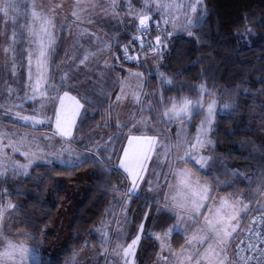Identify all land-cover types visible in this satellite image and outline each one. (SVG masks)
<instances>
[{"label": "trees", "instance_id": "trees-1", "mask_svg": "<svg viewBox=\"0 0 264 264\" xmlns=\"http://www.w3.org/2000/svg\"><path fill=\"white\" fill-rule=\"evenodd\" d=\"M204 5L206 19L199 28L185 32L171 27L153 29V35H160L166 47L161 55H157L160 63L157 70L149 74L148 86L165 98L180 95L194 101L218 98L213 159L205 170L191 163L211 182L217 178L220 183L217 189L222 193L254 199L264 191V0H204ZM162 19L154 12L150 20L162 23ZM137 28L138 20H133L125 27L112 30L118 35L114 51H119V62L128 67L143 66L142 61L128 62L123 56V47L133 41ZM167 32L173 35L169 37ZM160 72L172 80V85L163 84L158 77ZM201 84L206 88L202 97L190 87ZM225 104L231 108L220 113L219 108ZM106 106L107 102L101 103L94 112L93 108L97 106L88 109L82 116L80 132L89 135L99 127ZM201 116L202 112L190 124V136L195 135ZM83 144L88 145L86 141ZM98 160L100 162L94 156L74 168L57 162L36 163L28 176L9 172L0 177V189L9 192L2 201L10 199L16 205L14 211L10 210L14 229L22 230L25 238L39 245L46 255L56 238L54 228L69 187L82 171L89 170L85 193L73 210L67 242L47 264H68L83 246H100V239L93 230L122 210L124 174L122 170H112L111 164ZM237 172L239 175H234ZM127 205L129 216L125 234L122 238L114 235L115 241L130 243L146 215L148 232L151 229L165 230L175 220L166 212H158V205L152 198L131 196ZM159 207L162 208L161 203ZM172 242L175 247H180L185 238L174 233ZM159 251V242L145 233L137 264H154Z\"/></svg>", "mask_w": 264, "mask_h": 264}, {"label": "snow or ice", "instance_id": "snow-or-ice-1", "mask_svg": "<svg viewBox=\"0 0 264 264\" xmlns=\"http://www.w3.org/2000/svg\"><path fill=\"white\" fill-rule=\"evenodd\" d=\"M108 2L112 8V14L117 15L115 9L119 0H108ZM154 2L155 11L162 16L163 24L168 25L171 23L174 29L181 32L203 26L206 19L203 0H179V3L177 0H154ZM128 3V15L133 19L138 17L137 31L148 33L151 16L144 14L143 11L133 14L135 10L132 8L130 0H128ZM17 4L18 0H0V15L8 17L5 24L12 22L15 26L16 20L28 15L27 13L20 14ZM147 4L148 0H145L146 7ZM77 7H79V0H77ZM186 9L188 11H184ZM101 11L106 12L105 9H101ZM198 11L200 15L196 19L192 14H197ZM10 12L15 13V17L9 16ZM178 12H183L186 23H179ZM30 15L31 23L20 26V31H13L11 36L8 37L9 43L6 46L0 45V57H4L3 60H0V68L10 64L12 74L15 76L18 57L26 56L29 67V82L24 99L37 101L39 107L32 109L36 113L35 115H21L20 112H16L13 115L19 120L30 123L33 129L40 125H50L54 117L55 129L51 135L42 134L41 137L32 136L30 139L28 134H23L18 141L11 139V136L16 135L15 131L11 133L0 132V138H8L7 144H3L2 139H0V157H2L0 159V177L6 176L9 169L12 170L13 174L28 176L30 166L36 163H48V161L42 160L45 151L40 141L51 142L55 137H59L61 141L65 142L73 141V130L76 128L77 118L82 117V109H84V104L81 103L77 96L71 95L68 91L60 94L57 90L59 86H69L66 83L67 73L60 77L59 84L54 82L53 78L48 74L50 58L56 52V34L53 18L43 15L42 11H37L35 4H33V10ZM71 15L77 21L81 19L78 11H72ZM154 23L156 27H159V21H154ZM188 34L192 35L191 32H188ZM0 35H6V33H0ZM166 35L170 37L173 33L167 32ZM132 39L139 42L141 49H150L149 54L151 55H161L162 47H166V44L162 45L160 35L155 37V45L151 41L145 43V40L140 36L132 37ZM21 41L26 43L27 47L18 49L16 45ZM123 53L127 61H138L140 59L137 55H130L127 46L124 47ZM90 55L91 53L86 51L79 63L84 64ZM75 58L76 53L74 52L69 59L74 61ZM129 76L142 78L143 74L129 72ZM158 77L162 79L163 84L172 85V80L164 73H158ZM137 87L143 88V82ZM190 87L197 90L201 97L206 91L203 84ZM50 90H57L56 94L51 95ZM7 92L11 99L13 93H16L17 90L9 87ZM0 93H2V89H0ZM121 93L123 95H117L116 102L131 98L134 106L142 104L141 92L137 91L129 97L122 87ZM153 95L156 96L158 94L153 93ZM17 98L20 97L17 96ZM82 99L90 103L87 97H82ZM162 102H167L170 106L164 108L158 118L162 119L165 124L179 125L174 144L165 143L161 139L160 133L149 135L148 131L154 130L153 126L147 120H135L134 114L128 122H117V127L120 129L128 128L129 122H131V128H129V133L126 136L127 143L122 149V156L119 158L118 163L110 165L112 170H122L125 178L130 181L131 186L125 195L139 197L140 182H143L145 174L150 172L149 163L152 165L150 174L155 178L154 180H148L149 191L159 192L161 189V172L157 171V169L164 167V162L168 160L172 148L180 149L181 146L186 145L183 155L178 156L177 160L192 161L200 170H205L213 159L211 156H204L202 152L209 147L214 148L215 146V141L210 138V133L212 132L214 116L218 108L217 102L213 100L205 109L202 98L194 101L183 95L165 98L162 94H159L158 99H153L148 104L147 109H141V111H153L152 106L154 104L161 105ZM49 106H51L53 116L47 115ZM2 107L4 105H0V108ZM230 108V105L225 104L222 108H219V111L220 113H225ZM201 112L204 113L203 118L196 128L195 135L190 136L186 126L193 123L194 117ZM185 137L190 138L185 139ZM109 140L111 141L112 137H109ZM24 144L29 145L28 151L21 152V155L27 160L26 163L21 164L4 152V148H11L13 152H20V145ZM32 147H35L36 151H32ZM100 147L107 150V144ZM158 148L160 149L159 152L157 151ZM94 151L89 150L88 152L77 154L74 158L68 160H58L57 163L65 167H79L89 159L94 158ZM63 152H69V155H72L68 148H63L61 152L54 155L59 156ZM47 155H53V153H47ZM97 162H100L98 158ZM105 171L108 170L106 169ZM170 175L175 179V183L164 185L172 190L171 194L163 196L164 207H159L160 201L154 199V202L158 205V212L168 213L175 218L176 223L162 233H146L147 237H154L159 242L158 264L161 261L163 264H249V261L253 260L256 264H264V248L259 247V244L264 243V240H260L258 243L247 242L251 241L253 236L256 238L261 236L260 231H253L251 227L247 233H244L246 239H242L236 245L234 258L230 259L228 255L231 241L237 234V228L240 223L239 217L241 213L246 214L249 208L248 204H244L240 199H232L231 194L229 196L215 195V190L220 187L217 178L214 177L212 183L202 181L190 169L185 167L173 169L169 160L168 171L163 173L164 180L167 181ZM234 175H239V173H234ZM8 195V189H0V201H2L3 196ZM15 209L16 205L10 199L6 203L0 202V241L4 243V251L0 252V264H9V262L15 264L16 253L19 254L20 260H23L29 254L28 247L22 242L19 244L13 242L2 229L6 214L10 210L14 211ZM257 211H264V204ZM262 219L264 217L256 216L253 217V222L259 223ZM145 220H147V215ZM184 222L191 224L199 222L200 226L191 235L186 236V229L182 226ZM106 229L107 226L105 225L104 230H93L102 244L110 242L109 233ZM139 231L144 233V223L139 225ZM174 233L185 238V244L181 246L179 251H174L171 247L170 237ZM113 235L117 236V238H122L120 229L114 230ZM140 240L141 235L137 234L127 246L117 244L111 253L106 247L103 248L102 254L106 257L105 264H108L107 257L109 255L116 259L117 264H135L136 249ZM205 244L207 247H204ZM245 244L246 247L244 246ZM201 248H203V251H201ZM165 251L169 252L170 256L163 255ZM246 251L250 253L256 252L257 255L245 256L244 253ZM37 256H39V253H37Z\"/></svg>", "mask_w": 264, "mask_h": 264}, {"label": "rangeland", "instance_id": "rangeland-1", "mask_svg": "<svg viewBox=\"0 0 264 264\" xmlns=\"http://www.w3.org/2000/svg\"><path fill=\"white\" fill-rule=\"evenodd\" d=\"M130 2L132 8L135 10L133 14H135V12L143 11L144 14L152 16V13L156 12L154 0H148L147 7L145 6V0H130ZM177 2L179 3V0H177ZM33 4L36 5L37 11H42L43 15L50 16L54 20L56 52L50 58L48 74L53 78L54 82L59 84L60 77L67 73L66 83L69 85L67 87L59 86L57 89L59 93L63 94V92L68 91L71 95L77 96V98L81 100V103L84 104L82 116L85 114V110L87 112L91 107L97 106L96 108H93L94 112L101 103L107 102L105 115L103 119L98 122L99 127L92 130V133H89V135L80 132L79 126L82 119L81 117L77 118V125L73 130V141H61L59 137H55L51 142L41 140L40 144L44 147L45 151V155L42 157L43 161L57 162L58 160H68L74 158L77 154L88 152L89 150H95L93 155L101 161L107 164L118 163L119 158L122 156V149L127 143L126 136L129 133V128H131V122H129L128 128L123 129L117 127V122H128L133 114L135 120L144 119L153 126L154 130H149V135L160 133L161 139L165 143L170 142L174 144L176 142V133L179 130V125L165 124L162 119L158 118L163 112V109L170 106L169 104L162 102L160 106L154 104L152 106L153 111H141V109H147L148 104L155 99V96L153 95L155 92L150 90L148 86L149 74L152 71L157 70L160 58L157 55L150 54V56H147L142 60V67H128L119 62V51H114V43L115 39L118 38V35L112 32V30L118 29L119 27H125L133 20L134 22L138 20V17L133 19L128 15V0H119L118 6L115 9L117 15L112 14V8L110 7L108 0H79V7H77V0H18L17 7L19 13H27L28 15L22 16V18L16 20L15 26L12 22L5 24L8 17L0 15V33H6V35H0V45L6 46L9 43L8 37L11 36L13 31H20V26L31 23L30 13L33 10ZM81 9H83V11H81ZM101 9H105L106 12H102ZM203 9L205 10L204 0ZM72 11H78L81 19L77 21L76 18L71 15ZM184 11L188 10L186 9ZM197 14L192 15L196 18ZM8 15L15 17L16 14L10 12ZM177 15L180 18L179 23H186L183 12H178ZM167 27L173 28L171 23L168 25L164 24V28ZM16 47L18 49L24 48L27 47V44L21 41L17 43ZM86 51L91 53V55L84 64H80L79 60L83 58ZM74 52L76 53V58L73 61L70 60L69 57ZM3 59L4 57H0V60ZM66 61H68V63H66ZM129 72L142 73L143 76L142 78H137L135 76L130 77ZM28 75L29 67L26 56L18 57L16 61L15 76L12 74L10 64L0 68V89H2V93H0V105H4V107L0 108V132L11 133L15 131L16 135L11 136V139L16 141L20 140L23 134H28V138L30 139L32 136L41 137L42 134L51 135L55 129L54 117L50 125H40L33 129L30 123L19 120L13 115L16 112H20L21 115L27 116L35 115L36 113H34L32 109L39 107L37 101L24 99L29 82ZM141 82H143V88H138L137 86ZM108 86H110V89L107 88ZM9 87L17 90L16 93H13L11 99L7 92ZM122 87L125 92L128 93L129 97L137 91L141 92L142 104L140 106H134L131 98H125L122 99L121 102H116L117 95H123L121 93ZM57 90H50V94L55 95ZM159 94L160 93L158 92V98ZM17 96L20 98H17ZM82 97H87L90 103L85 102ZM213 100L217 102L219 107L218 98L213 97L209 101L203 100L204 108L206 109L207 105ZM9 109L11 110L10 112ZM216 114L214 116L212 132L210 133V138L213 141H215L213 131L216 123ZM47 115L53 116L51 106H49V109L47 110ZM203 115L204 113L202 112L201 119L203 118ZM201 119L199 120L198 125L200 124ZM186 127L189 133L190 124ZM109 137H112L111 141L109 140ZM189 138L190 137H185V139ZM0 139H2L3 144L8 143V138L5 137ZM85 141L88 145L83 144ZM105 144H107V150L100 147ZM184 147H186V145L181 146L180 149L172 148L168 160L164 162V167L157 169V171L161 172V189L159 192L154 190L149 191L150 186L148 180L155 179L150 174L152 165L149 163L150 172L145 174V180L140 182V187L138 189L140 195L156 199L157 201H160L162 208L164 207L163 196L165 194H171L172 191L164 185L167 183H175V179L171 175L167 181H165L163 177V173L168 171L169 160L171 161V167L173 169L185 167L190 169L202 181L212 183L209 179L199 173L192 164L194 162L177 160L178 156L183 155ZM63 148H68L72 155L70 156L69 152H63L59 156L54 155L55 153L61 152ZM28 150L29 145L27 144L20 145V152H13L11 148H4V152L21 164L27 162L26 158L21 155V152ZM31 150L36 151L35 147H32ZM212 150L213 148L209 147L207 150L203 151L202 154L204 156H212ZM157 151L159 152L160 149L158 148ZM47 153H53V155H47ZM0 159H2V157H0ZM32 166H30L29 170ZM9 172H12V170L9 169L8 173ZM89 173V170L82 171L78 179L69 187L68 196L62 208L61 216L54 228L56 238L50 245L49 252L46 255L42 252L43 250L39 245H34L25 238L22 230L14 229L11 212L9 211L6 214V218L2 225L4 233L13 242L17 244L22 242L29 249V254L23 260H20L18 253L15 254V264H47V261L51 256L59 253L61 248L67 242L70 225L74 215L73 210L85 193ZM130 186V181L125 178V184L121 186V188L125 189V193H127ZM214 194L218 196H229V194H231L232 199H240L244 204L249 205L246 214L241 213V216L239 217L240 223L237 228V234H235V238L231 241L228 250V255L231 259L234 258L236 245L243 228L248 226L252 216L258 212L257 209L264 204V191L254 199H246L232 193H222L219 189H216ZM125 196L128 197L127 195H124L122 200V210H120L121 215L118 217V224L128 220L129 212L127 204L129 201L125 203ZM130 198L128 200H130ZM7 201L8 200L2 202L6 203ZM113 221H116L114 216L113 219L107 218L103 220L102 223L96 227V229L104 230L103 226L107 224L106 230L109 233V243H101L100 246L95 244H87L83 246L74 253L68 264H105L106 257L102 254V249L106 247L109 250V253H111L115 246L119 244L118 240L115 242L112 241L113 237L111 236V228L109 225H111L110 223H113ZM141 223H144L145 231L144 233H140L138 228L136 235L140 234L142 240L145 233H148V227L145 218L139 223V225ZM175 223L176 220H174V222L165 230L157 231L151 229L150 232L153 234L162 233L167 231ZM182 226L186 229L185 235L187 236L191 235L200 224L199 222L197 224L184 222ZM123 229H125L124 225L121 224L120 230ZM173 235L170 237L171 247L174 251H179L185 242H183L180 247H175L172 242ZM140 243L136 249L135 259L137 258ZM204 247H207V245L205 244ZM3 251L4 243L3 241H0V252ZM201 251H203V248H201ZM37 253H39V256H37ZM163 255L170 256V253L165 251ZM107 262L108 264H117L116 259L110 255L107 257ZM9 264H13V262H9Z\"/></svg>", "mask_w": 264, "mask_h": 264}, {"label": "built area", "instance_id": "built-area-1", "mask_svg": "<svg viewBox=\"0 0 264 264\" xmlns=\"http://www.w3.org/2000/svg\"><path fill=\"white\" fill-rule=\"evenodd\" d=\"M156 28V25L154 22H152L151 20H149V32L148 33H142L140 31L137 32V34L135 36H140L142 39L145 40V43H147L148 41H151L153 45H155V35H153V29ZM158 29H162L164 28V24L163 22L160 23L159 22V27H157ZM134 36V37H135ZM165 42L162 40V45H164ZM125 46H127L128 48V53L130 55H137L140 57V59L138 61H128V62H140L142 61L145 57H147L148 55H150V49L148 48H144V49H141L140 45H139V42L136 41V40H133L132 42L126 44ZM124 46V47H125ZM123 47V49H124ZM165 47H162V51L164 50ZM123 56H124V53H123ZM127 61V60H126ZM256 216H261V217H264V211L262 212H256L252 218H251V221L249 222L248 226L244 227L242 232H241V235H240V238L238 240V243H240V241L242 239H246V237L244 236V233H247L249 228L251 227L253 229V231H260L261 232V236L259 238H256L253 236L252 240L251 241H247V242H252V243H258L260 240H264V219H262L259 223H254L253 222V217H256ZM237 243V244H238ZM246 247V244L244 245ZM259 247L260 248H264V243H260L259 244ZM245 256H248V255H257L256 252H245L244 253ZM160 264H163V262L161 261ZM249 264H256V262L253 260V261H249Z\"/></svg>", "mask_w": 264, "mask_h": 264}, {"label": "crops", "instance_id": "crops-1", "mask_svg": "<svg viewBox=\"0 0 264 264\" xmlns=\"http://www.w3.org/2000/svg\"><path fill=\"white\" fill-rule=\"evenodd\" d=\"M128 196V195H127ZM129 196L128 197H126L125 196V203H127L129 200ZM123 202V201H122ZM122 206V205H121ZM122 208V207H121ZM121 210V209H120ZM120 210H118L113 216H114V219L116 218V221H113V223H110L111 225H109V227L111 228V236L113 237L114 235H113V232H114V230H116V229H120V226H121V224L122 225H124V228L126 229V227H127V221H124L123 223H121V224H118L119 223V221H118V217L121 215V211ZM113 216L112 217H108L109 219H113ZM126 218H127V216H126ZM118 222V223H117ZM107 225V224H106ZM105 226V225H104ZM103 226V227H104ZM102 227V228H103ZM125 229H123V230H121V232H122V237L124 236V234H125ZM112 241L113 242H115V240H113L112 239ZM119 242V244H122L123 246H127V244L125 243V242H123V241H118ZM141 242H142V240H141ZM141 244V243H140ZM139 248H140V246H139ZM138 251H139V249H138ZM159 253H160V251H159ZM137 257H138V253H137ZM135 264H137V258L135 259ZM154 264H158V262L156 261V262H154Z\"/></svg>", "mask_w": 264, "mask_h": 264}]
</instances>
